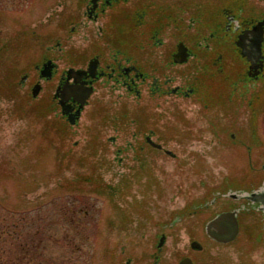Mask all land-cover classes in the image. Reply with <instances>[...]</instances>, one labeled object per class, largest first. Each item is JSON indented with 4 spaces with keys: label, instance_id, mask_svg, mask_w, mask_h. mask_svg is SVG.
Returning a JSON list of instances; mask_svg holds the SVG:
<instances>
[{
    "label": "rangeland",
    "instance_id": "374dc122",
    "mask_svg": "<svg viewBox=\"0 0 264 264\" xmlns=\"http://www.w3.org/2000/svg\"><path fill=\"white\" fill-rule=\"evenodd\" d=\"M79 1L0 0V264L16 260L17 240L24 241V235L41 243L32 264H148L157 252L153 236L159 229L152 222L158 216L170 221L180 202L179 198L171 199L179 183L198 202L207 195L206 187L225 185L228 178L246 191L264 189L261 82L257 116L246 111L240 121L229 117L220 122L230 132L239 130L245 147L218 146L215 138L210 141L208 132L196 133L197 138L171 148L178 159L154 148L144 154L134 148L105 145L97 141V131L102 128L105 136L112 134L106 120L115 111V96L113 101L93 96L65 138L51 132L46 112L34 105L32 90L26 82L24 87L20 84L21 75L33 74L46 45L60 41L77 49L79 35L71 27L80 16ZM259 6L264 15V0ZM136 101L133 117L140 119L137 115L143 114V106ZM154 111L153 107L149 115H143L141 124L158 128ZM119 112L117 123L122 127L130 119ZM183 114L188 119L182 116V124L207 127L208 118L196 111ZM128 159L146 160L144 179H130L132 161ZM142 182L147 183L144 188ZM158 200L165 210L158 211ZM222 208L219 203L192 221L166 230L167 241L159 250L162 263L176 264L177 251L186 244L180 237L184 230H202L211 215ZM248 208L240 215L238 237L229 244L203 239L194 264H264V214ZM151 209L156 214H151Z\"/></svg>",
    "mask_w": 264,
    "mask_h": 264
},
{
    "label": "flooded vegetation",
    "instance_id": "af4514ba",
    "mask_svg": "<svg viewBox=\"0 0 264 264\" xmlns=\"http://www.w3.org/2000/svg\"><path fill=\"white\" fill-rule=\"evenodd\" d=\"M259 3L261 0H80V16L71 27L79 35L77 49L65 47L60 41L46 45L33 74L21 75L20 84H28L34 105L46 112L51 132L61 138L67 136L69 126L78 124L96 95L99 100L113 101L114 96L117 100L113 101L115 111L106 120L112 134L105 136L102 128L97 131V141L105 145L134 148L139 153L154 148L178 159L171 148L197 138L196 133L208 132L210 141L215 138L218 146L245 147L240 131L230 132L220 122L229 117L240 121L246 111L257 116L255 107L261 103L259 83H264V15ZM261 32V56L254 59L252 51ZM89 91L90 96L84 100ZM134 99L143 106V114L137 115L140 119L133 117ZM153 107L158 128L141 124L143 115H149ZM189 110L208 118L205 129L181 123L182 116L188 119L183 112ZM118 111L130 119L122 127L117 123ZM128 160L132 161L130 179H144L146 160ZM140 185L144 188L147 183ZM177 186L171 199L179 198L180 202L173 208L170 221L158 216L152 222L159 231L153 236L157 252L148 264H163L159 250L167 241L166 230L192 221L219 203L223 208L213 213L207 223L232 212L239 233L240 215L248 207L264 214V204L251 200L256 194H264L261 187L246 191L228 178L225 185L206 187L207 195L198 202L197 197H190L191 192L186 193L188 188L180 183ZM155 196L154 200L158 193ZM185 196L189 199L182 203ZM159 202L158 211L165 210ZM154 209L151 214H156ZM206 225L202 230H184L180 237L186 244L177 251L176 264L186 259L194 264L196 253L203 249V239L221 244L208 235ZM195 242L196 248L192 246Z\"/></svg>",
    "mask_w": 264,
    "mask_h": 264
},
{
    "label": "water",
    "instance_id": "95a60500",
    "mask_svg": "<svg viewBox=\"0 0 264 264\" xmlns=\"http://www.w3.org/2000/svg\"><path fill=\"white\" fill-rule=\"evenodd\" d=\"M261 37V38H260ZM263 42V32H261V35L259 36V40H257V43H255V52H253V55L256 57H253L254 59H257L259 56H261V47ZM248 54V53H247ZM248 56V55H247ZM253 58L250 56L248 59L251 62H254ZM91 94V91L87 92V94L84 96V100L88 98ZM35 95V93H34ZM84 105V102H81V106ZM252 201L255 202H261L264 204V194H256L255 197L251 198ZM207 232L208 235L216 240L219 243L228 244L236 239V237L239 234V224L236 218L235 213H224L219 215L215 220L211 221L207 225ZM164 244V241L162 240L159 244L161 247ZM198 244L195 242L193 243V247L196 248ZM180 264H191V260L186 259L182 261Z\"/></svg>",
    "mask_w": 264,
    "mask_h": 264
},
{
    "label": "trees",
    "instance_id": "16d2710c",
    "mask_svg": "<svg viewBox=\"0 0 264 264\" xmlns=\"http://www.w3.org/2000/svg\"><path fill=\"white\" fill-rule=\"evenodd\" d=\"M14 233L15 229L14 231L9 232L10 235H13ZM23 238H25L24 241L20 242L17 240V243H19L16 246V249L19 252L18 257L14 260V262L12 260L6 262V264H32L34 261L36 255L35 253L39 252L38 250L41 248V243H35L32 238H27L26 235H24ZM37 254L40 255V253Z\"/></svg>",
    "mask_w": 264,
    "mask_h": 264
}]
</instances>
